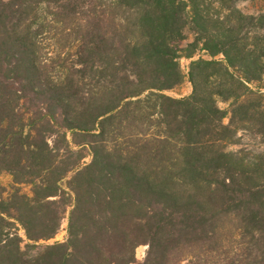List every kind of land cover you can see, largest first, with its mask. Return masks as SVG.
Returning <instances> with one entry per match:
<instances>
[{
    "label": "trees",
    "instance_id": "trees-1",
    "mask_svg": "<svg viewBox=\"0 0 264 264\" xmlns=\"http://www.w3.org/2000/svg\"><path fill=\"white\" fill-rule=\"evenodd\" d=\"M248 1L0 0V173L31 186L0 196V264H264V156L226 150L264 139V11ZM43 6L71 41L59 79ZM181 58L192 93L177 99ZM68 208L66 240L28 255L18 225L49 241Z\"/></svg>",
    "mask_w": 264,
    "mask_h": 264
},
{
    "label": "rangeland",
    "instance_id": "rangeland-1",
    "mask_svg": "<svg viewBox=\"0 0 264 264\" xmlns=\"http://www.w3.org/2000/svg\"><path fill=\"white\" fill-rule=\"evenodd\" d=\"M239 7L246 13L253 14L257 11L264 9V0H253L252 2H243L239 4ZM41 13V23L43 24V30L39 37L40 50L42 59L49 64L50 72L54 78L59 79L65 75L67 69L72 65L73 58L71 56L72 50L67 48L71 45V41L67 38V33H61L60 26H53L48 23L46 16H50V9L47 6H43L40 9ZM51 19V16L49 17ZM194 39L191 31H186V39L180 43L181 47H185L187 44L191 43ZM202 53H197L196 58L201 56ZM180 68L185 76L183 83L172 91L166 92V95L173 98H183L191 95L192 86L187 79L188 70L190 66V60L181 58L179 60ZM264 82L261 84L263 86ZM264 97V92H262ZM219 107L226 109L227 105L225 103L219 102ZM228 152L241 153L247 161H254L259 158V156H264V139L260 137L242 134L240 133L235 144H228L226 146ZM90 158L86 159L89 162ZM264 164V161L261 160ZM0 196L7 198L15 189L20 190L21 193L31 196V186L27 184L16 185L13 178L8 173H0ZM68 208L66 213H64L61 220L60 229L57 235L49 241H41L39 243H33L27 240L22 227L18 225V231L21 238L24 240L22 243L23 249L30 256H35L39 253L42 248L46 245L54 244L56 242H64L67 238V228L69 221V211ZM235 229L233 224L226 222L224 224V249L228 256H235L237 254L236 244L234 240ZM147 246H140L136 249V259L137 262H142L147 253ZM231 254V255H230ZM181 264H221L220 259H213L210 256L203 255L199 259L196 258H186Z\"/></svg>",
    "mask_w": 264,
    "mask_h": 264
},
{
    "label": "crops",
    "instance_id": "crops-1",
    "mask_svg": "<svg viewBox=\"0 0 264 264\" xmlns=\"http://www.w3.org/2000/svg\"><path fill=\"white\" fill-rule=\"evenodd\" d=\"M248 2H252V1H248ZM261 11H264V9ZM261 11H257L256 13L261 12ZM263 82H264V78H263ZM262 92H264V90H262Z\"/></svg>",
    "mask_w": 264,
    "mask_h": 264
}]
</instances>
